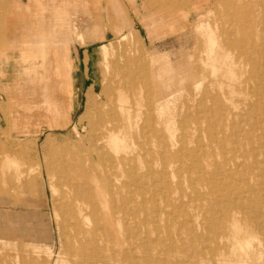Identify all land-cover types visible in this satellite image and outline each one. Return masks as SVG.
<instances>
[{
	"label": "bare ground",
	"instance_id": "1",
	"mask_svg": "<svg viewBox=\"0 0 264 264\" xmlns=\"http://www.w3.org/2000/svg\"><path fill=\"white\" fill-rule=\"evenodd\" d=\"M215 1L221 7L219 21L205 30L197 24L195 49L175 70L177 63L158 50L134 56L123 32L128 18L110 1L114 10L109 7V12L118 14L117 46H98L105 101L101 105L86 93L85 111L77 117L80 128H87L77 134L82 143L73 142L75 150L64 159L58 156L66 251L62 257L51 254L50 264H160L155 258L159 247L149 235L138 234L153 223L157 234L183 228L213 264H264V0ZM188 2H181L185 18L196 5ZM3 7L0 0V11ZM75 12L69 14L68 32H10L1 46L4 54L9 50L45 60L49 91L44 113L50 128L62 125L64 115L51 92L61 80L60 48L104 38L89 23L79 24ZM64 15L49 16V23H62ZM207 67L214 75L219 70L216 80ZM183 95L190 112L172 121L164 107ZM19 108L20 119L36 122L38 116L25 113V103ZM2 157L11 162L8 155ZM16 216L0 208V233L11 234L9 219ZM31 229L34 235L51 236L42 222Z\"/></svg>",
	"mask_w": 264,
	"mask_h": 264
},
{
	"label": "rangeland",
	"instance_id": "2",
	"mask_svg": "<svg viewBox=\"0 0 264 264\" xmlns=\"http://www.w3.org/2000/svg\"><path fill=\"white\" fill-rule=\"evenodd\" d=\"M2 1L4 7L0 11V51L1 46L7 42L10 32L34 29L46 31L53 28L68 32L67 21L73 10L76 11L79 24L89 23L96 34L101 33L104 36L103 40L88 46L73 41L68 46L71 60H64L65 55L61 56V78L66 86L63 83L59 91L61 94H57V97L61 95L64 97L63 102L57 101L64 115L62 125L51 128L47 126L51 119L47 117L48 113H44L45 104L42 106V95L36 91L45 86L47 77L43 57L35 55L23 58L19 53L10 55L9 50L5 54L0 52V64L10 61L4 67L6 75L0 77V169H2L0 170V208L7 213L12 212L17 215L15 220L9 219L8 231L11 234L0 233V236L3 235L0 241V264H50L56 254L57 257H62L66 251V236L60 215L61 197L57 173L61 167L58 156L64 159L69 155V150H75L76 146L73 142L80 145L82 143L78 140L77 134L81 130L86 133L87 128H80L77 117L85 111L86 93L92 92L94 101L101 105L105 101V97L100 92L103 54H100L98 46L101 43L117 46V39L114 36L116 20L114 15L118 16V14H111L109 7L113 9L114 4L119 5L123 9L122 16L128 18L129 23L123 28V32H126H124L126 43L132 47L135 57L158 50L159 54L165 53L177 63L174 70L183 60L190 58L194 51L200 33L197 24H201L202 30L209 26L213 27L219 21L221 7L215 4V0H194V2L191 0L193 5L197 3L201 5H197V8L194 5V14L185 18L182 0H40L43 3L55 1L56 13L55 11L38 12L30 4L31 0ZM171 1H174V6ZM185 1L190 4L188 0ZM58 13L65 14L64 21L49 23V16L54 17ZM120 18L118 17L119 20ZM188 20L192 21L190 27ZM41 46L42 44L39 48ZM18 48L14 46L12 49ZM23 55L31 56V54ZM214 72L215 75L212 74L211 67L206 68L210 79L216 80L219 70ZM206 84V82L201 84L199 89L203 90ZM17 89L24 90L18 95V102L6 98V90ZM177 97L171 98L164 107V114L176 122L182 119L189 106L186 95ZM65 99H71V106L74 108L68 115ZM21 102L28 107L25 110L26 114L38 116L36 122L19 118L21 109L18 106ZM4 155L11 157V162H4L5 157H2ZM28 212L31 214L28 215ZM37 222L45 224L51 236L48 237L40 232L34 235L35 229L31 227ZM23 224L28 229L24 230ZM153 225L151 230L142 229L138 234L142 237L149 235L152 245L159 247L155 252L157 254L155 258L160 260V264H213L210 254L206 253L197 241L190 240L183 228L177 226L174 230L169 228L166 232L157 234L154 229L158 224L153 223ZM159 225L165 226L166 220L161 221ZM164 230L165 228L162 229ZM8 231L7 233H10ZM47 246L53 252H50ZM140 255L141 252L136 251L135 257L139 258ZM16 256L18 260H15Z\"/></svg>",
	"mask_w": 264,
	"mask_h": 264
},
{
	"label": "crops",
	"instance_id": "3",
	"mask_svg": "<svg viewBox=\"0 0 264 264\" xmlns=\"http://www.w3.org/2000/svg\"><path fill=\"white\" fill-rule=\"evenodd\" d=\"M45 3H43V2H41L40 0L39 1H35V0H31V3L30 4H32L33 5V7L34 8H36L37 9V11H40V12H51V10L52 9H48L50 6H51V4H52V6L50 7V8H54V4H56L55 3V1H49V2H46V1H44ZM59 4V3H58ZM38 6V7H37ZM41 6H45V7H41ZM48 6V7H47ZM43 8H45V10H43ZM17 32V31H16ZM19 32H17V34H18ZM72 43V42H71ZM71 43H70V45H71ZM68 43H65L64 44V48L62 47V48H60V50H59V52H60V54H61V56H63V55H65V57H64V60H67V61H69V60H71V58H70V56H69V53H70V50H68V46H70ZM64 50V51H63ZM65 50H68V52H65ZM67 61H65V64H66V62ZM10 62V61H9ZM9 62H3V63H1L0 64V77L1 76H5L6 75V70L4 69V67H5V65L6 64H9ZM65 64H64V66H65ZM62 76V75H61ZM61 80H60V84L59 85H57V86H52V93H53V95L55 96V98L57 99V100H61V102H63V100H64V97H62V95H61V97H57V94L58 95H60L61 93L59 92L60 91V87H62V85H63V83H64V85L66 86V83L65 82H63V78H60ZM46 81L47 80H45V86H42L41 88L42 89H37L36 91H37V93H39V94H41L42 95V103L43 104H47V102L45 103V101L48 99V91H49V85L46 83ZM59 86V87H58ZM28 90V89H27ZM26 90V91H27ZM68 91V90H67ZM24 92V90H20V89H17V90H6V98L7 99H9V100H16L17 102H18V99H19V97H18V95L20 94V93H23ZM41 92V93H40ZM70 92V91H69ZM42 93H44V94H42ZM70 94H71V92H70ZM71 96H72V94H71ZM5 97V96H4ZM6 98H4V99H6ZM67 100V101H66ZM68 101H70V103L68 104ZM21 103H23V102H21ZM21 103H20V105H21ZM41 103V102H40ZM64 103H65V108H66V110H67V115L69 114V113H72V111L74 110V108L71 106V104H72V101H71V99L70 100H68V99H65V101H64ZM19 105V104H18ZM20 105L18 106V108L20 107ZM63 106H64V104H63ZM70 110V111H69Z\"/></svg>",
	"mask_w": 264,
	"mask_h": 264
}]
</instances>
